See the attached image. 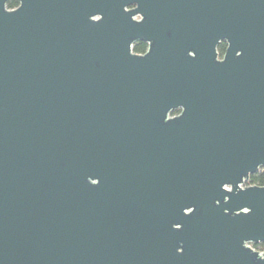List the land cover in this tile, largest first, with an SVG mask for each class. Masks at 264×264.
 I'll use <instances>...</instances> for the list:
<instances>
[{"label": "water", "instance_id": "1", "mask_svg": "<svg viewBox=\"0 0 264 264\" xmlns=\"http://www.w3.org/2000/svg\"><path fill=\"white\" fill-rule=\"evenodd\" d=\"M7 1L0 264H264V0Z\"/></svg>", "mask_w": 264, "mask_h": 264}, {"label": "trees", "instance_id": "2", "mask_svg": "<svg viewBox=\"0 0 264 264\" xmlns=\"http://www.w3.org/2000/svg\"><path fill=\"white\" fill-rule=\"evenodd\" d=\"M19 4L18 0H8L7 8L13 9L17 7ZM145 44L142 42H135L133 44V52L134 53H143L145 51ZM224 49V45L219 47V50L222 52ZM174 114V113H173ZM245 185H258L264 186V167H261L255 174L249 176L248 180L244 183ZM255 249H263L264 243L253 244Z\"/></svg>", "mask_w": 264, "mask_h": 264}, {"label": "flooded vegetation", "instance_id": "3", "mask_svg": "<svg viewBox=\"0 0 264 264\" xmlns=\"http://www.w3.org/2000/svg\"><path fill=\"white\" fill-rule=\"evenodd\" d=\"M136 42H142V43L145 44V46H146L145 51H144L143 53H137V54H144V53L147 51V49H148V43L143 42V41H136ZM134 43H135V42H134ZM134 43H133V44H134ZM221 45H224V49H223L222 52L219 50V47H220ZM131 48H132V51H133V45H132ZM226 48H227V42H226L225 40H220L219 43H218L217 46H216L217 58H218L219 60H221V59L224 57V54H225V52H226ZM173 113H174V114H173ZM173 113H171L172 116L177 115V114L180 113V110L178 109V110L174 111Z\"/></svg>", "mask_w": 264, "mask_h": 264}, {"label": "built area", "instance_id": "4", "mask_svg": "<svg viewBox=\"0 0 264 264\" xmlns=\"http://www.w3.org/2000/svg\"><path fill=\"white\" fill-rule=\"evenodd\" d=\"M254 250H257L259 252H263L264 248L263 249H254Z\"/></svg>", "mask_w": 264, "mask_h": 264}, {"label": "rangeland", "instance_id": "5", "mask_svg": "<svg viewBox=\"0 0 264 264\" xmlns=\"http://www.w3.org/2000/svg\"><path fill=\"white\" fill-rule=\"evenodd\" d=\"M250 246H251L253 249H255V247H254V245H253V244H251Z\"/></svg>", "mask_w": 264, "mask_h": 264}]
</instances>
